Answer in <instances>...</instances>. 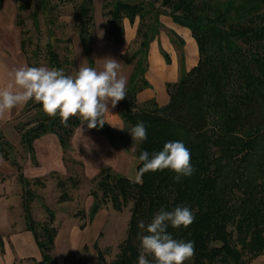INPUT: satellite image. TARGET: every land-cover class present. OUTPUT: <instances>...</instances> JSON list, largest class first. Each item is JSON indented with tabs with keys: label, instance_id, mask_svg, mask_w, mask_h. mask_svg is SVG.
Instances as JSON below:
<instances>
[{
	"label": "trees",
	"instance_id": "16d2710c",
	"mask_svg": "<svg viewBox=\"0 0 264 264\" xmlns=\"http://www.w3.org/2000/svg\"><path fill=\"white\" fill-rule=\"evenodd\" d=\"M93 5V0H82L77 14L79 38L89 59L94 42ZM55 8L50 0H38L30 16L37 29L39 13L51 19ZM106 8H110L106 12L109 38L115 43L125 42V20L132 25L139 20L138 48L126 60L133 71L120 110L125 130L140 122L147 128V139L138 143L137 159L142 151L151 159L165 143L181 141L190 150L194 171L180 182L171 170L148 172L142 183H135L111 168L102 169L96 178L90 222L108 204L118 212L130 203L132 209L127 237L114 261L108 262L97 243L94 245L98 264H138V237L147 234L141 232L138 222L143 220L147 225L160 208L171 211L177 206L188 207L195 215L187 228L169 225L167 229L174 239L194 242L195 255L184 264L251 263L264 255V0H111ZM22 9L25 7L20 6ZM163 16L192 32L199 63L190 71L182 69L179 81L168 85L170 101L166 106L154 102L138 106V93L150 88L146 79L149 51L165 29ZM19 25H23L22 19ZM169 34L175 44L182 42L174 32ZM52 37L50 33L46 44L48 66L62 69ZM25 46L23 43L22 49ZM30 110L37 111L35 124L30 127L24 123L18 129L33 163L38 165L34 144L44 136L55 135L61 148L68 151L81 118L70 117L64 126L59 115H45L39 103L29 101L24 113ZM92 130L104 134L114 147L128 146L125 130H114L106 122L102 129ZM8 146L0 135V152L7 161ZM14 165L22 186L26 230L41 252L38 264H55V214L43 204L48 221H35L32 203L36 195L22 167ZM142 166L139 161L137 172ZM34 183L43 185L40 178ZM58 186L64 189L65 183L60 181ZM66 198L63 194L62 199ZM74 264L85 263L78 260Z\"/></svg>",
	"mask_w": 264,
	"mask_h": 264
},
{
	"label": "rangeland",
	"instance_id": "374dc122",
	"mask_svg": "<svg viewBox=\"0 0 264 264\" xmlns=\"http://www.w3.org/2000/svg\"><path fill=\"white\" fill-rule=\"evenodd\" d=\"M55 8L51 19L39 13V28L30 17L38 5V0H3L0 4V89L12 79L15 69L48 67L46 44L50 33L52 41L63 63L66 75L74 76L79 67H92L103 70L104 58L111 57L120 62L118 75L126 78L128 95L133 65H127L137 50L134 42L115 43L109 38L110 18L106 15L111 0H93L94 42L91 59L83 49L79 38L78 7L82 0H50ZM20 6L25 9L20 10ZM22 19L23 25L19 22ZM52 20L53 24H50ZM127 24L129 21L126 20ZM139 20L135 22L136 28ZM126 35V33H125ZM26 43L25 49L22 44ZM192 48L189 46L188 50ZM25 104L18 105L0 117V135L10 146L6 147L10 160L4 159L0 152V264H38L41 252L34 236L26 230L22 205V186L19 172L14 165L21 166L24 175L31 183L36 199L32 203V215L36 222L45 223L48 215L46 205L54 214V228L57 236L54 241L52 258L55 264H74L82 260L85 264H98L99 249L106 255L108 262L115 260L119 245L126 239L131 218L132 204L123 211H116L111 204L102 208L93 222L89 214L93 203V192L97 190V176L102 169L111 168L115 173L135 180L139 161L136 157L138 144L134 143L127 127L125 137L128 146H112L108 138L99 131L88 129L87 122L74 132L71 148L64 151L55 135H47L34 144L38 165L21 142V124L33 126L36 110L24 113ZM139 106V105H138ZM124 100L105 117L106 123L114 130L124 127L120 110ZM118 127V126H116ZM121 131V130H117ZM133 147L135 150H133ZM40 178L43 185L34 183ZM62 181L64 189L58 186ZM63 194L67 198L62 199ZM249 264H264V255Z\"/></svg>",
	"mask_w": 264,
	"mask_h": 264
},
{
	"label": "clouds",
	"instance_id": "9594fccd",
	"mask_svg": "<svg viewBox=\"0 0 264 264\" xmlns=\"http://www.w3.org/2000/svg\"><path fill=\"white\" fill-rule=\"evenodd\" d=\"M104 60L103 70L79 67L74 76L66 75L63 69L45 66L24 65L15 69L11 82L0 89V117L18 105L33 101L41 105L45 115L53 118L59 115L64 126L70 117L79 116L81 125L87 122L88 129H102L110 113L109 102L115 108L127 94L126 78L118 75L120 62L111 57ZM128 130L134 143L147 139L143 122ZM138 159L143 166L135 176V183H142L148 172L171 170L175 181L180 182L181 177L191 176L194 171L190 150L181 141L165 143L163 150L154 153L151 159L147 151H142ZM194 220L195 215L188 207L177 206L171 211L160 208L147 225L139 221V229L147 234L138 237L141 245L138 264H184L194 257V242L174 239L167 231L169 225L173 229L187 228Z\"/></svg>",
	"mask_w": 264,
	"mask_h": 264
},
{
	"label": "crops",
	"instance_id": "0c3cea01",
	"mask_svg": "<svg viewBox=\"0 0 264 264\" xmlns=\"http://www.w3.org/2000/svg\"><path fill=\"white\" fill-rule=\"evenodd\" d=\"M161 21L165 29L151 44L148 57L146 79L150 88L138 93L136 100L139 106L153 102L160 107L166 106L170 101L168 85L179 81L182 69L190 71L199 63V49L192 32L176 24L169 16L161 17ZM134 26L124 21L126 44H131L137 38V28ZM169 31L174 32L182 42L175 44ZM189 46L192 48L190 51ZM116 126L121 127L119 124ZM118 127L115 129L120 130Z\"/></svg>",
	"mask_w": 264,
	"mask_h": 264
},
{
	"label": "water",
	"instance_id": "95a60500",
	"mask_svg": "<svg viewBox=\"0 0 264 264\" xmlns=\"http://www.w3.org/2000/svg\"><path fill=\"white\" fill-rule=\"evenodd\" d=\"M128 98H129V96H128Z\"/></svg>",
	"mask_w": 264,
	"mask_h": 264
}]
</instances>
